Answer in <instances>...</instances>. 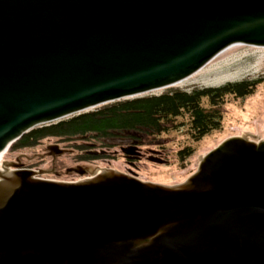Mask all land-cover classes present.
<instances>
[{"label":"water","instance_id":"1","mask_svg":"<svg viewBox=\"0 0 264 264\" xmlns=\"http://www.w3.org/2000/svg\"><path fill=\"white\" fill-rule=\"evenodd\" d=\"M240 44L264 47V0H0V152ZM159 153L147 159L166 163ZM21 156L0 167V264H264V138H225L172 185L61 156L33 170Z\"/></svg>","mask_w":264,"mask_h":264},{"label":"rangeland","instance_id":"2","mask_svg":"<svg viewBox=\"0 0 264 264\" xmlns=\"http://www.w3.org/2000/svg\"><path fill=\"white\" fill-rule=\"evenodd\" d=\"M247 79H259L257 88L252 94L243 98L233 95L223 96V101L220 104L221 119L219 128L211 130L199 140H193L190 136L189 117L184 114L175 118L176 128L162 133L155 140L141 143L140 148L144 153L147 151V156L136 160L134 166L128 165L125 158L120 155L117 156L116 153L98 155L96 160L85 162L94 167L113 168L128 174L131 173L127 171V168H131L136 173L133 174L134 176L145 181L165 185L181 183L196 170L200 158L225 138L241 136L252 141L264 138V47L246 44L235 45L221 55H217L198 72L187 78L184 83L168 87L188 91L193 88H216L227 83ZM168 88L155 90L147 94H159ZM202 106L208 107V102L206 100L202 101ZM110 142L117 144L115 140H110ZM52 143H57L62 148L67 146L64 142L47 140L40 146L24 151L8 148L0 158V167L3 161H15L16 157L20 156L22 152L29 157L36 154L43 155L46 146ZM184 147H190L192 154L180 161L178 151ZM116 149H118V145L111 147L109 151H115ZM150 149L161 150L164 156H159L166 159L167 162L161 164L149 161L147 157L151 155ZM74 151L73 155L68 153L62 155L61 161L64 164L74 163L78 157L76 153L78 150L75 149ZM49 159L35 158L27 162V166L32 169L42 168L49 163ZM78 179H81V177L71 181Z\"/></svg>","mask_w":264,"mask_h":264},{"label":"trees","instance_id":"3","mask_svg":"<svg viewBox=\"0 0 264 264\" xmlns=\"http://www.w3.org/2000/svg\"><path fill=\"white\" fill-rule=\"evenodd\" d=\"M259 81L243 80L227 83L216 88H193L183 90L168 88L159 94L121 99L95 107L60 121L41 125L24 133L10 145V149L24 151L45 143L47 140L64 142L66 149L74 150L78 157L91 147L110 149L119 141L155 140L162 133L176 128L175 118L186 114L189 117V134L199 140L211 130L219 128L220 104L223 96L243 98L253 93ZM208 107L202 106V101ZM110 140L117 141V144ZM192 154L190 147L178 151L180 161Z\"/></svg>","mask_w":264,"mask_h":264},{"label":"flooded vegetation","instance_id":"4","mask_svg":"<svg viewBox=\"0 0 264 264\" xmlns=\"http://www.w3.org/2000/svg\"><path fill=\"white\" fill-rule=\"evenodd\" d=\"M261 79H262V77H261ZM260 79V80H261ZM254 80H259V79H247V81H254ZM134 143H136L137 144V146H138V148L141 150V148H140V145L141 144H139L138 142H136V141H130V140H125V141H119L118 142V149H116L115 151H116V155L117 156H122V157H124V155L121 153V151H120V148L121 147H126V146H129V145H131V144H134ZM66 149V148H65ZM93 149H97L96 147H91V148H88L87 150H85V151H83V156L84 157H90V156H93V157H96L95 159H86V158H81V157H77L76 159H75V161H74V163H77V162H80V161H88V160H96L97 158H98V155H88V154H86L85 152H87L88 150H93ZM69 150V149H68ZM107 150H109V149H107ZM151 150V149H150ZM153 150H155V151H157V152H161V150H158V149H153ZM147 152V151H146ZM144 153V152H142V150H141V155H140V158H138V159H126L125 157V162L128 164V165H130V166H134V163H135V161L136 160H140V159H142V158H145L146 156H147V153ZM45 153H46V150L43 152V155H41V156H34V155H32L33 157H29V156H27L25 153H21V155H23V156H21L20 157V162L22 163V164H24V168H28V169H32L30 166L28 167L27 166V162H30V161H32V160H34L35 158H39V159H46V158H50L49 160V163L50 162H52L56 157H59V156H62V155H59V156H55V157H53V156H48V155H45ZM66 154V153H65ZM68 154L69 155H73L74 154V152H73V150L71 149L69 152H68ZM109 154V153H108ZM36 155H38V154H36ZM64 155V154H63ZM106 155V154H105ZM109 155H111V154H109ZM159 155H162V156H164V153H159ZM158 155V156H159ZM113 156V155H112ZM22 159H23V162H22ZM61 160V159H60ZM62 163H63V161H61ZM96 167V166H95ZM37 169H40V168H37ZM33 170H35V169H33ZM127 171L128 172H130L131 174H136L131 168H127ZM40 177H42V178H46V179H52V180H62V181H71V180H74V179H77L78 177H81V176H78V175H74V174H72V175H68V176H65V177H61V178H59V177H50V176H44V175H41ZM64 178H66V179H64Z\"/></svg>","mask_w":264,"mask_h":264},{"label":"bare ground","instance_id":"5","mask_svg":"<svg viewBox=\"0 0 264 264\" xmlns=\"http://www.w3.org/2000/svg\"><path fill=\"white\" fill-rule=\"evenodd\" d=\"M231 48H232V47H231ZM229 49H230V48H229ZM227 50H228V49H227ZM225 51H226V50H225ZM225 51H224V52H225ZM224 52H222V53H224ZM222 53H221V54H222ZM221 54H219V55H221ZM219 55H218V56H219ZM185 80H187V79H185ZM185 80H183L182 82H180V83H178V84H182V83H184ZM176 85H177V84H176ZM4 152H6V150L0 152V158L2 157V155L4 154Z\"/></svg>","mask_w":264,"mask_h":264}]
</instances>
